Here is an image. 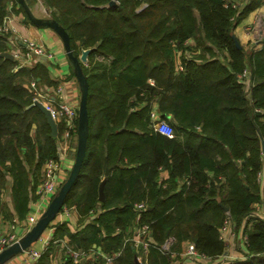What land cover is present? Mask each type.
<instances>
[{
    "label": "trees",
    "instance_id": "16d2710c",
    "mask_svg": "<svg viewBox=\"0 0 264 264\" xmlns=\"http://www.w3.org/2000/svg\"><path fill=\"white\" fill-rule=\"evenodd\" d=\"M111 1L46 0L56 8L52 18L70 35L74 55L92 49L87 65L82 64L89 82L87 155L65 204L75 206L80 221L88 223L84 231L69 233L70 245L113 254L136 220L135 204L144 202L143 221L157 245L174 236L175 252L193 242L200 254L217 260L228 250L220 228L229 215L248 244L243 257L228 264H264V213L255 214L256 205H264L259 178L264 170V38L261 49L246 53L236 46L234 33L264 0H248L245 6L237 0H117L110 7ZM11 2L15 10L16 0H0V27ZM10 34L0 32V52ZM178 51L184 71L177 70ZM185 51L195 54L186 59ZM16 65L0 57V189L6 182L3 168L10 162V172L15 170L22 147L38 146L42 165L58 156L56 138L45 115L30 107L33 95L27 88L33 80L54 85L48 67L38 61L16 71ZM246 68L250 76L242 81ZM153 102L173 126L174 138L154 132ZM162 169L169 172L167 180ZM180 180L185 181L181 187ZM23 200L17 203L25 207ZM61 231L69 232L59 225L55 238L63 236ZM58 252L53 245L39 264H51ZM138 255L127 245L116 264H135ZM170 260L157 249L146 256L147 264Z\"/></svg>",
    "mask_w": 264,
    "mask_h": 264
},
{
    "label": "built area",
    "instance_id": "2783aa9c",
    "mask_svg": "<svg viewBox=\"0 0 264 264\" xmlns=\"http://www.w3.org/2000/svg\"><path fill=\"white\" fill-rule=\"evenodd\" d=\"M15 2H11L8 7L9 15H7L3 26L0 27L1 33L13 32L14 29L10 26L11 13L13 12ZM258 28V25H255ZM258 32V29H257ZM264 38V37H263ZM12 48V54L14 55L17 65L15 70L30 67L34 60L43 59L49 62L54 70H60V52L57 49L49 48L46 44L36 43L28 41L26 42L25 50H20L18 42H10ZM65 55V54H64ZM250 76V70L246 68L240 79L247 81ZM65 78H62V80ZM64 82L54 89V94L49 90H44L39 87L38 83L33 80L29 84V89L33 94V101H39L43 103L46 108L51 112L52 117L58 125V148L59 153L57 158L48 159L43 166L41 175V181L38 188V198L41 204L48 206L52 199L59 192L61 186L67 180L69 176L68 170H71L75 162L77 140H78V118L80 108V98L76 93L77 80H74L71 87L75 89L67 92ZM77 94V95H76ZM81 97V96H80ZM153 125L152 128L156 133H159L168 138L175 137V130L173 126L166 120H156L152 115ZM68 166L70 169H68ZM259 178L264 180V170L259 173ZM258 211H264V205H257ZM134 210L136 212L135 222L126 228L127 237L124 241V245L113 254L106 253L101 247H92L88 250H76L73 247L63 244L61 250L55 256L54 264H116L118 259L122 256L124 249L127 245L132 246L139 255H146L151 249H157L162 254L168 255L171 258L175 257L177 253L173 250L177 244V238L171 236L165 240L162 245L154 243L151 230L147 223L143 221V216L147 211V204L139 202L135 204ZM62 212L66 215L70 210L67 206H64ZM94 211L91 212V215ZM258 215V214H257ZM42 214L37 212L32 213L27 218V223L34 226L41 218ZM250 223L253 220L249 219ZM58 226L57 222L51 223L47 231L49 233L46 238L45 244L41 248H35L31 246L23 255H19L6 264H39L44 254L49 249L56 245L54 239V232ZM236 227L234 226L231 217L228 215L223 226L220 228V238L227 241V236H234ZM121 232L120 229L117 230ZM243 245L248 244V238L244 235L241 238ZM18 239L15 235L0 237V253L6 248L17 242ZM185 251L181 254V264H187L192 261L195 264H209L214 262L213 259L207 257L205 254H200L196 248L195 243L186 242ZM137 256L140 264L143 263L140 256ZM70 260V263L68 262ZM13 262V263H12ZM228 264V262H227Z\"/></svg>",
    "mask_w": 264,
    "mask_h": 264
},
{
    "label": "crops",
    "instance_id": "0c3cea01",
    "mask_svg": "<svg viewBox=\"0 0 264 264\" xmlns=\"http://www.w3.org/2000/svg\"><path fill=\"white\" fill-rule=\"evenodd\" d=\"M237 2H240L242 3V6H245L249 1L247 0L246 2H242L240 0H237ZM26 3L28 4L31 12L37 18H41V19L49 18V17L52 18L53 13L56 12L55 7L46 4V0H26ZM19 6L22 8V6L18 4V7H16L15 10L20 8ZM15 10L13 9V13L11 14L9 24L14 29V31L12 32L14 35V40L18 42L20 48L23 49V51L25 50L26 42L31 41V42L46 44L49 48H52L53 50L57 49L58 52H60V62H59L60 70H54L53 66L49 62L40 59V61L44 62V65L48 67L47 74L49 76V79L54 83V85L50 86L43 82H40L38 83L39 87L47 91L49 90L51 93L54 94V89L57 88L61 82H64L67 92L75 89L74 87H71V85L72 83H74L76 77L72 74L71 63L66 56L64 45L61 38L53 30L49 28H42L35 26L28 19L24 9H23L24 12H20V13H18ZM255 24H257L258 27L261 25L264 29V5H262L253 13H251L249 16H247L235 29L234 32L235 36L237 37L241 47L244 49L246 53H250L252 50L253 51L259 50L262 47L261 42L263 39H261L260 34L262 33L263 29L261 30L259 28H255L254 26ZM258 34L260 35V37L258 36ZM187 44L193 45L194 42L190 41ZM192 54L189 51H185L183 53V56L186 59H190ZM225 55L230 61V57L228 53H226ZM181 56H182V52L178 51L177 70L184 71L183 66L181 64ZM36 62L38 61L34 60L30 67L35 66ZM62 78L65 79L62 80ZM150 82L151 84L154 83V81H150ZM246 84H249V81ZM77 87L78 88H76V93H78V96L80 98L81 94H80L79 85H77ZM27 88L30 91L29 85H27ZM146 104L147 102L143 103L142 105H140V107H136L135 109H133L132 112L139 110L140 108L144 107ZM152 115L155 116L156 120H167L166 114L163 111H161L158 102H153L152 104L151 117ZM168 118L172 119V116L169 115ZM186 135H187L186 133H182L181 138H185ZM31 138L33 142L37 145L38 130L36 125H33V129L31 131ZM58 142H59V138L57 136L56 137L57 153H59ZM39 161H40V152L38 150V146L34 150L28 148V146H24L20 149L18 153V159L15 162V170L10 172L11 170L9 165L11 164L10 162L6 164V168H3V171H5L6 174L5 175L6 182H5V186H3L0 189V237L15 235L18 240L21 239L33 227L27 223L28 216L35 212L43 215V213L45 212L47 206L39 202L38 193H37L41 181L43 166H44L42 164H39ZM68 169H70L69 166ZM68 172L70 173V170H68ZM160 174L162 180L163 179L167 180V178L169 177V172L166 171L165 169H162ZM104 180H106V178ZM184 184L185 181L183 180H180L178 183L179 187L183 186ZM18 198H23L24 200L22 203H25L27 201L28 204L25 207L23 204L22 206H19L20 202L17 203ZM25 199L27 200L25 201ZM68 208L70 210L68 215L64 214L61 211L57 219L55 220V222L58 223V226L65 224V226L69 231V232H64V231L59 232V233L63 232V236L58 238H55L56 232H54L53 234L56 244L58 245V249L60 250L63 244H67L68 246L72 247L70 245L71 239L69 233L84 231L88 223V221L85 222L80 221V214L75 206ZM257 208L258 206L256 205V212H255L256 215L264 213V211L262 212L258 211ZM25 210L27 211L25 212ZM243 232L244 231L242 230L240 232L239 231L237 232V230L235 229L234 236L228 235L227 236V239L229 240L228 250H227L228 256L224 255L223 257L214 260V262L210 264H227V262L229 261L232 262L236 259L242 258L243 256L241 254V251L244 250V246L241 238L245 235V233ZM48 235L49 233L46 230L43 236L32 246L35 248L43 247V244H45ZM186 246L187 244L185 243L181 244V246L177 249L178 250V252H176L177 255L173 257L172 260H170L171 261L170 264H181V254L185 251ZM54 256L55 255H51V259H50L51 264H54V260H55ZM139 256L141 257L142 262L146 263V255L143 254ZM22 264H27V263H22ZM187 264H195V263L189 261L187 262Z\"/></svg>",
    "mask_w": 264,
    "mask_h": 264
},
{
    "label": "water",
    "instance_id": "95a60500",
    "mask_svg": "<svg viewBox=\"0 0 264 264\" xmlns=\"http://www.w3.org/2000/svg\"><path fill=\"white\" fill-rule=\"evenodd\" d=\"M17 2L24 9L28 19L37 27L49 28L53 30L62 40L66 56L70 61L74 75L79 85L80 89V108H79V118H78V140H77V150L75 156V162L70 170L69 176L64 184L61 186L59 192L52 199L50 204L47 206L45 212L38 220V222L31 228L27 234H25L17 242L13 243L11 246L6 248L0 253V264H6L16 256L23 254L27 249H29L34 243H36L46 232L51 223L55 222L59 213L62 211L66 204L67 197L72 191L75 183L80 177V173L87 155L88 139L90 135L89 126V113H88V98H89V82L86 77L82 64L86 65L89 61V55L92 49H84L81 54L76 56L71 47V38L67 33L65 28L58 23L55 19L49 18H37L31 12L26 0H17ZM117 5V0H112L110 2V7ZM101 43V42H100ZM236 46L241 47L239 41H236ZM0 57L14 61V55L8 51L0 52ZM37 107L46 117L47 123L51 128L52 137L56 138L58 136V125L54 121L51 112L46 108V106L39 102L34 101L30 106ZM59 149V148H58ZM262 149L264 152V142L262 143ZM109 170L106 171V175L109 174ZM105 199L104 193H100V200ZM227 210V208H225ZM228 256V251L225 252ZM135 264H140L138 257H135Z\"/></svg>",
    "mask_w": 264,
    "mask_h": 264
},
{
    "label": "rangeland",
    "instance_id": "374dc122",
    "mask_svg": "<svg viewBox=\"0 0 264 264\" xmlns=\"http://www.w3.org/2000/svg\"><path fill=\"white\" fill-rule=\"evenodd\" d=\"M18 3V2H17ZM13 13V12H12ZM11 13V14H12ZM8 15H9V11H8ZM256 25V24H255ZM254 25V26H255ZM259 29H263V27L260 25L259 27H258ZM251 31V30H250ZM8 33H11L10 35V38L8 39V42L6 43L7 44V49L5 50V51H8V52H12V48H11V44H10V42H16L15 40H14V35H13V33L12 32H8ZM261 35V39H263V36H264V29L262 30V33L260 34ZM260 35L258 34V36L260 37ZM20 50H22L23 51V49H20ZM36 61H40L39 59L38 60H36ZM227 243L229 242V240L227 239V241H226Z\"/></svg>",
    "mask_w": 264,
    "mask_h": 264
}]
</instances>
